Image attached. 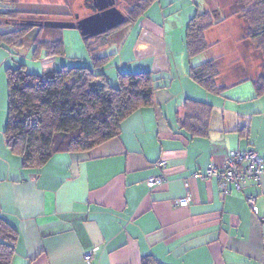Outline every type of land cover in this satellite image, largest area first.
Segmentation results:
<instances>
[{"label":"crops","instance_id":"0c3cea01","mask_svg":"<svg viewBox=\"0 0 264 264\" xmlns=\"http://www.w3.org/2000/svg\"><path fill=\"white\" fill-rule=\"evenodd\" d=\"M72 1L64 3L72 9ZM127 1L132 2L126 6L136 2ZM59 3L36 5L59 14ZM202 3L209 8L205 11L216 10L212 0ZM199 6L195 0H155L125 26L120 45L100 55L119 61L115 71L104 73L109 84L117 85L118 72L148 71L153 77V104L123 119L116 137L87 152L52 154L39 169L24 168L5 145L6 117L0 116V218L18 231L11 264H141L146 257L159 264H264V173L259 182L247 179L241 190L226 195L215 179L192 178L212 162L220 168L233 149L254 150L264 168V94L253 98L250 73L236 83L223 77L237 64L236 56L227 59V50L243 42L239 18L207 32L209 56L224 60L225 73L217 80L225 87L222 93H208L189 77V67L205 60L189 59L185 49L189 19L204 12ZM97 41L98 51L108 47ZM51 61V68L66 65L55 58L46 63ZM243 83H249L243 95L241 90L220 100L224 91ZM186 99L212 108L205 135L177 122ZM162 161L166 165L158 166ZM153 176L164 180L150 185ZM186 185L189 205H173L185 196ZM248 195L256 196L257 215ZM87 252L90 260L84 259Z\"/></svg>","mask_w":264,"mask_h":264},{"label":"trees","instance_id":"16d2710c","mask_svg":"<svg viewBox=\"0 0 264 264\" xmlns=\"http://www.w3.org/2000/svg\"><path fill=\"white\" fill-rule=\"evenodd\" d=\"M154 1L136 0L124 7L125 21L117 27L137 21ZM14 3V0H0V47L21 45V40L37 28L32 41L37 53L35 58L42 48L46 58L59 56L63 50L62 29L45 23L62 20H56L54 16L71 14L20 11ZM212 12L196 11L189 19L184 36L188 58L210 49L207 32L213 26L233 16L242 19L244 34L240 39L251 43L260 56L259 71L251 75L253 98L260 97L264 94V0H231L226 15ZM25 15L30 18L9 24L10 20ZM8 26L11 28L7 29ZM44 30L55 33L43 37ZM102 35L83 37L91 67L62 65L39 74L27 72L23 64L6 68L8 108L3 136L10 152L20 157L22 167L39 169L55 153L87 152L116 137L121 121L130 113L153 104V77L148 71L118 72L117 85L109 84L101 67L107 64L110 56L97 53L96 42ZM240 70H236L239 74L235 77L236 82L249 76L244 69ZM188 73L190 79L208 93L221 94L225 89L217 83L221 67L220 58L216 56L190 66ZM185 106L184 114H177L179 125L190 128L193 134L205 135L212 108L191 99H186ZM17 237V229L0 218V264H11ZM141 264L159 263L146 257Z\"/></svg>","mask_w":264,"mask_h":264},{"label":"rangeland","instance_id":"374dc122","mask_svg":"<svg viewBox=\"0 0 264 264\" xmlns=\"http://www.w3.org/2000/svg\"><path fill=\"white\" fill-rule=\"evenodd\" d=\"M15 1V8L20 10V11H40L37 9L38 5H36V3H40L41 0H14ZM68 3V0H60L61 6H59L61 8V12L59 14H64L65 12H67L64 8L68 7L69 12H70V16H64V17H60V16H54V18L56 20H60V21H75V18H82L90 13H92V9L91 7H93L91 4V2L89 3L88 0H83V1H79V0H73L72 1V9L70 6H68L67 4L64 3ZM196 2L199 3V9L201 11H205L208 8V6L206 4L202 3V0H195ZM214 1V2H213ZM127 0H122L121 2H116L115 5H117V7L123 14V8L126 7L127 4H130L132 1ZM59 3V4H60ZM71 3V1H70ZM228 0H212V7L213 9L216 8V12H221V14L226 15L228 12ZM70 7V8H69ZM39 8H42V5H39ZM44 11L47 12H51V7L47 6L45 8H43ZM53 11V10H52ZM213 11V10H212ZM211 11V13L213 14V12ZM125 15V14H124ZM30 17L28 15H25L23 17H20V19L15 20V21H11L10 23H19L22 20H26L29 19ZM239 22H241V24L244 25L242 19H239ZM125 26L127 25H122L120 27H117L113 30H110L109 32L103 34L100 37V41H104L103 44H106L103 50L98 51V55H102L106 49L108 48H116L120 45V43L123 41V37H125L127 34V29L125 28ZM11 26H8L7 29H10ZM37 32V28H33L22 40V44L19 46L16 45H6L3 47H0L2 55H0V116L2 117L1 119H3L5 121V117L7 116V108H8V98H7V94H8V85H7V77H6V68H15L17 66H19L20 64L25 65V69L27 72L29 73H42L43 70H47V69H59L62 64H55L56 66H53L54 68H51L49 64H53V61H51L50 63H46L48 58H46L45 55V51L44 49L40 51L39 55L37 58L36 55L37 53L34 50V46H33V39L35 37V33ZM55 32L51 31V30H44L43 31V37L45 36H52V34H54ZM244 34V31L240 28L239 33L237 34L238 37H241ZM61 38H62V43H63V50L62 53L59 56L53 57L55 58V60H59V61H63L65 62L66 65H74V66H90L92 64V61L88 55V50L87 47L85 45V41L83 39V36L81 35L80 31L77 28L74 29H62L61 30ZM103 38V39H102ZM235 38V37H234ZM99 40V39H98ZM239 40L241 41V39L239 38ZM98 42V41H97ZM246 42V41H243ZM243 42H241V44H237V48L232 49V50H227L228 56L227 59H231L234 58L235 56L237 58H235V60L237 61V64H235V66H232V71L230 72L231 74H227L228 77H226V74H224L225 70L222 71V65H220L221 67V73H223V77L226 79L228 78L225 83L229 84L232 83L233 81H235L234 77L238 76L236 72V70H245L246 75L248 73H250L251 75H256L259 71V64H260V56L259 53L254 50L253 46L251 43L246 42L243 44ZM230 49V48H229ZM223 52V51H220ZM36 53V54H35ZM226 53V55H227ZM211 54L210 50L205 51V53H201L199 55H197L196 57L199 58L202 56L203 59H208ZM46 60V61H43ZM50 60H52V58H50ZM234 60V59H233ZM224 60H222L220 58V63L222 64ZM119 63L118 58L114 59L110 62H107V64H105L103 67H101L102 72H104L107 76L110 75V73L112 71L116 70V66ZM231 64V63H230ZM49 67V68H47ZM229 65L226 66V69H229ZM230 68V69H231ZM240 70V71H241ZM244 72V71H242ZM242 74V73H241ZM233 77V79H232ZM108 81V80H107ZM244 84H249V83H243L240 86L237 87H233L232 89H227L226 91L223 92V97L224 99L220 100H228V98L233 94L236 93L238 91H241L243 95V90L245 88V86L248 85H244ZM112 86H116L113 84H110ZM251 86V85H250ZM252 88V87H251Z\"/></svg>","mask_w":264,"mask_h":264},{"label":"built area","instance_id":"2783aa9c","mask_svg":"<svg viewBox=\"0 0 264 264\" xmlns=\"http://www.w3.org/2000/svg\"><path fill=\"white\" fill-rule=\"evenodd\" d=\"M166 162L162 161L158 166L164 167ZM264 173L263 164L258 153L254 150L240 151L230 150L223 162V165L218 168L212 162L202 172L196 171L192 174L193 179H215L223 195L229 194L232 190L239 191L242 189L247 179H253L259 182L261 174ZM164 180L163 176H153L148 179V184L158 185ZM187 192L185 196L173 200L175 206H187L191 201V194L188 186L186 185ZM256 196L248 195L246 202L249 205L253 214H258V207L256 204ZM92 257L91 252L84 254L85 260H90Z\"/></svg>","mask_w":264,"mask_h":264},{"label":"water","instance_id":"95a60500","mask_svg":"<svg viewBox=\"0 0 264 264\" xmlns=\"http://www.w3.org/2000/svg\"><path fill=\"white\" fill-rule=\"evenodd\" d=\"M96 12L75 21H47L45 25L59 29L77 28L85 38L110 31L125 21V15L114 5V0H93Z\"/></svg>","mask_w":264,"mask_h":264},{"label":"flooded vegetation","instance_id":"af4514ba","mask_svg":"<svg viewBox=\"0 0 264 264\" xmlns=\"http://www.w3.org/2000/svg\"><path fill=\"white\" fill-rule=\"evenodd\" d=\"M91 3H92L91 5L93 6V9H92L93 11H92V13H93V12H96V9H95V7H94V5H95L94 1L91 0ZM115 4H116V3H114V5H115ZM115 6H116V5H115ZM116 7H117V6H116Z\"/></svg>","mask_w":264,"mask_h":264}]
</instances>
